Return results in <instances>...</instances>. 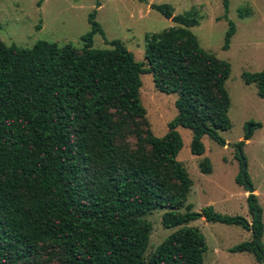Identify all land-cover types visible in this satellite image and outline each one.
I'll use <instances>...</instances> for the list:
<instances>
[{"label": "trees", "instance_id": "16d2710c", "mask_svg": "<svg viewBox=\"0 0 264 264\" xmlns=\"http://www.w3.org/2000/svg\"><path fill=\"white\" fill-rule=\"evenodd\" d=\"M149 6L176 24L146 37L144 62L119 40L105 39L92 12L79 48L0 41V264H38L40 256L55 264H203L204 237L187 225L198 216L248 230L250 239L230 251L259 260L255 194L245 196L249 220L210 206L190 211L191 180L176 160L177 127L190 131L191 154L203 153L204 135L224 145L229 64L200 47L187 28L194 19L173 15L165 3ZM233 32L228 22L222 48ZM95 33L110 47L93 48ZM141 73L175 95V114L159 137L144 118ZM240 76L264 95V68ZM242 145L234 143L238 151ZM198 167L208 173L207 158ZM234 180L244 186L240 172ZM157 208L161 225L174 229L144 258L150 223L143 216Z\"/></svg>", "mask_w": 264, "mask_h": 264}, {"label": "rangeland", "instance_id": "374dc122", "mask_svg": "<svg viewBox=\"0 0 264 264\" xmlns=\"http://www.w3.org/2000/svg\"><path fill=\"white\" fill-rule=\"evenodd\" d=\"M151 3H165L171 7L173 15L194 19L195 24L187 28L200 47L229 64L224 87L229 97L230 127L219 131L224 145L204 135L201 137L203 153L191 154L190 131L176 128L181 138L176 160L191 180L186 203L190 204V211L199 213L201 208L210 206L216 213L249 220L246 188L234 180L240 172L241 156L245 162L246 181L261 208L260 240L264 262V95L258 96L255 83L245 84L240 76L242 71L256 72L264 68V0H227L226 7L222 0H0V41L20 48H29L41 40L79 48V37L90 29L87 15L92 12L105 39L119 40L135 61L144 62L146 39L176 24L150 8ZM228 22L233 23L234 32L224 49L222 44ZM92 47L110 46L95 33ZM139 77V100L145 111V121L152 135L162 136L166 123L175 114V95L156 90L149 73H141ZM253 123L258 125L253 126ZM247 128L249 135H246ZM237 141L243 142L239 150L241 155L234 147ZM203 158L209 162L208 173L198 167ZM162 211L157 208L143 216L150 223L144 258L174 229L161 225ZM187 225L196 227L204 237L203 264H260L252 252L230 251L231 246L250 239V232L241 226L209 222L199 216ZM38 264H55V261L40 256Z\"/></svg>", "mask_w": 264, "mask_h": 264}, {"label": "water", "instance_id": "95a60500", "mask_svg": "<svg viewBox=\"0 0 264 264\" xmlns=\"http://www.w3.org/2000/svg\"><path fill=\"white\" fill-rule=\"evenodd\" d=\"M248 132L249 131H248V128H247L246 135L248 134ZM246 135L244 136L243 139H246V137H247ZM238 152L240 154V151H238ZM239 160H240V166H241L240 174L242 175V180H243L244 186H245L247 194H248V193H251L253 191V189H252V187L249 185V183L245 179V162H244V160H243V158L241 156L239 157ZM259 260H260V264H264L262 255L260 256Z\"/></svg>", "mask_w": 264, "mask_h": 264}, {"label": "crops", "instance_id": "0c3cea01", "mask_svg": "<svg viewBox=\"0 0 264 264\" xmlns=\"http://www.w3.org/2000/svg\"><path fill=\"white\" fill-rule=\"evenodd\" d=\"M99 6V5H98ZM199 217H201V216H199Z\"/></svg>", "mask_w": 264, "mask_h": 264}]
</instances>
